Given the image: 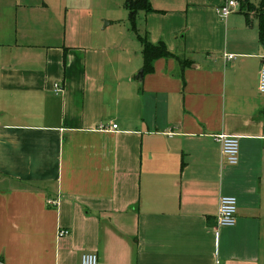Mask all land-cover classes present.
I'll list each match as a JSON object with an SVG mask.
<instances>
[{
    "label": "crops",
    "instance_id": "0c3cea01",
    "mask_svg": "<svg viewBox=\"0 0 264 264\" xmlns=\"http://www.w3.org/2000/svg\"><path fill=\"white\" fill-rule=\"evenodd\" d=\"M106 1L0 0V264H264L257 21L150 0L135 32ZM139 36L179 60L140 78ZM221 194L234 226L216 225Z\"/></svg>",
    "mask_w": 264,
    "mask_h": 264
},
{
    "label": "built area",
    "instance_id": "2783aa9c",
    "mask_svg": "<svg viewBox=\"0 0 264 264\" xmlns=\"http://www.w3.org/2000/svg\"><path fill=\"white\" fill-rule=\"evenodd\" d=\"M239 10V2L237 0H224L222 4L215 8L216 14L220 18H226L229 14ZM227 59L235 58L233 54H225ZM264 59V58H263ZM54 91L57 93L61 90L58 83L53 85ZM258 90L264 94V60L260 68ZM117 127L112 125V129ZM102 129L107 127L101 126ZM214 140L220 145V155L222 165H236L239 161V138L235 135L219 133L214 135ZM53 203V202H52ZM237 199L233 195L221 194L218 202V211L216 215V225L218 228L231 227L236 223ZM68 230L64 228L58 229V237L66 236ZM80 264H98L97 254L94 252H83L80 258Z\"/></svg>",
    "mask_w": 264,
    "mask_h": 264
},
{
    "label": "trees",
    "instance_id": "16d2710c",
    "mask_svg": "<svg viewBox=\"0 0 264 264\" xmlns=\"http://www.w3.org/2000/svg\"><path fill=\"white\" fill-rule=\"evenodd\" d=\"M239 2L238 12L242 13L250 24V17L257 21L259 42L264 46V0H237ZM125 7L128 10L129 22L132 30L136 32V18L139 11L150 12L152 7L149 0H125ZM142 43L143 65L139 72L142 77L144 73L152 70L153 62L159 57H175L179 60V56L170 53L163 42L153 44L144 36H139Z\"/></svg>",
    "mask_w": 264,
    "mask_h": 264
},
{
    "label": "rangeland",
    "instance_id": "374dc122",
    "mask_svg": "<svg viewBox=\"0 0 264 264\" xmlns=\"http://www.w3.org/2000/svg\"><path fill=\"white\" fill-rule=\"evenodd\" d=\"M113 1H119V2H121L122 3V5H123V3H125V0H107L106 2L108 3H110V2H113ZM150 1V0H149ZM199 1H206V3H208L209 1H211V2H213V1H215V0H199ZM221 1H224V0H221ZM154 2L155 3H162V4H164V6H162V7H175V6H177V5H185L186 4V0H154ZM152 2L150 1V4H151ZM103 4H104V2L101 4V10H99V14L100 15H103V14H105L106 12H105V7H103ZM171 5V6H170ZM109 7H111V6H109ZM151 7H152V4H151ZM122 8V9H121ZM120 10H125L124 9V6L123 7H120V5L119 6H117V5H115V8H113V11H117V13H118V11H120ZM108 12H111L112 13V9H109L108 10ZM114 13V12H113ZM141 15V12H140V14H139V16ZM119 16V15H118ZM124 16V15H123ZM119 17H122V15L121 16H119ZM126 18H128L127 17V13H126ZM106 20V19H105ZM137 20H138V18H137ZM253 23H255V21H253Z\"/></svg>",
    "mask_w": 264,
    "mask_h": 264
},
{
    "label": "water",
    "instance_id": "95a60500",
    "mask_svg": "<svg viewBox=\"0 0 264 264\" xmlns=\"http://www.w3.org/2000/svg\"><path fill=\"white\" fill-rule=\"evenodd\" d=\"M140 78H141V76H140Z\"/></svg>",
    "mask_w": 264,
    "mask_h": 264
}]
</instances>
